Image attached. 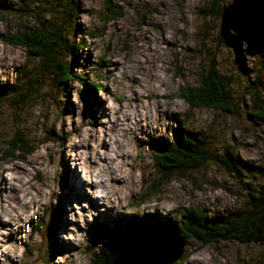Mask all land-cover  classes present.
<instances>
[{
	"label": "rangeland",
	"instance_id": "obj_1",
	"mask_svg": "<svg viewBox=\"0 0 264 264\" xmlns=\"http://www.w3.org/2000/svg\"><path fill=\"white\" fill-rule=\"evenodd\" d=\"M55 1L0 0V172L5 174L0 183L9 171L30 176V169L39 183L37 169L43 167L47 179L59 187V192H50L47 205L36 199L31 207L24 206L23 214L32 212L28 220L17 216L20 223L6 243L23 252L16 260L9 258L10 264H92V227L100 223L122 244L152 235L160 223H172L179 206L203 209L211 220L246 207L252 190L264 183V120L251 110L256 97L264 96V0H217L216 5L214 0H111L121 8L117 18L104 14L105 0H79L71 34L82 43L74 55V70L85 73L99 89L78 81L57 86L51 78L39 83L38 59L3 39L2 34L36 24V14L49 11ZM234 2L247 21L233 35L248 75L239 72L232 49L218 38L221 15L216 6ZM211 60L232 77L230 89L239 105L235 114L192 108L177 95L180 88L199 82V73ZM31 83L34 91L21 100L18 92ZM178 127L196 135L214 154L227 155L236 172L209 160L169 181L158 179L154 157ZM18 130L30 142L31 153L22 160L4 157L8 140ZM6 158L12 169L2 166ZM84 169L89 176H107V183L85 180ZM157 184L154 193L151 188ZM47 186L30 183L37 197ZM97 189H107L112 203L92 197ZM2 204L0 196V212ZM81 218L84 228L77 222ZM5 226L12 227L0 224ZM58 233L72 239H60ZM197 242L182 240L183 252L174 262L264 264V240Z\"/></svg>",
	"mask_w": 264,
	"mask_h": 264
},
{
	"label": "trees",
	"instance_id": "obj_2",
	"mask_svg": "<svg viewBox=\"0 0 264 264\" xmlns=\"http://www.w3.org/2000/svg\"><path fill=\"white\" fill-rule=\"evenodd\" d=\"M214 1L216 5L217 0ZM216 7V14L220 16L223 7L221 5ZM79 9V0H56L49 11L44 8L46 10L44 14H36L38 18L36 24L25 25L14 33L2 34L3 39L21 45L28 54L38 59L36 76L39 79L36 80L39 83L43 78H51L57 86L68 87L69 82L78 81L92 89H99L97 83L89 82L85 73H76L74 70V55L82 41L72 36L71 31L75 29ZM104 14L107 17L117 18L121 15V8L112 4L111 0H105ZM218 38L220 40V35ZM231 84L232 77L221 73L217 64L211 60L199 73V82L180 88L177 95L192 108L208 107L235 114L238 112L239 105L232 97ZM31 91H34L32 83L23 92H18L21 100L28 99ZM251 110L259 119L264 120V96L256 97ZM31 151L30 142L25 134L18 130L8 140L3 155L22 160ZM209 160L218 161L230 172H236V168H233L227 155L214 154L200 138L184 127H178L173 131L170 140L160 143L154 157V165L159 173L158 179L166 182L175 175H182L202 167ZM151 189L154 193L157 192L158 184ZM176 213L175 221L160 223L152 235L173 237L180 242L186 238L193 239L200 244L218 241H237L246 244L262 242L264 240V183L259 189L252 190L246 207L228 214L221 220H211L205 210L193 206H179ZM131 229L129 228L130 232H132ZM92 232V240L95 244L88 250L92 255V264H111L123 243L116 241L115 243L112 229L103 223L93 226ZM134 233L138 234V231L134 229ZM135 238L136 236L131 239ZM188 256L189 253L186 254V257Z\"/></svg>",
	"mask_w": 264,
	"mask_h": 264
},
{
	"label": "clouds",
	"instance_id": "obj_3",
	"mask_svg": "<svg viewBox=\"0 0 264 264\" xmlns=\"http://www.w3.org/2000/svg\"><path fill=\"white\" fill-rule=\"evenodd\" d=\"M130 95L131 93H129V96ZM131 115L135 116V113L132 112ZM113 148H115V145H113ZM94 158L95 157H93V159ZM31 160V156L27 157L28 162H31ZM2 166L4 168L12 169L13 163L10 159L6 158ZM29 171L31 172L30 176H25L18 170L9 171L8 173H6V179L3 180L2 183H0V188L6 189V191L0 192V196L3 197V211L0 212V224H4V222H7L9 225H12L11 228L7 226L0 227V245H2L0 246V264H10L9 258H11L12 260H16L19 255L23 252V249H20L19 252H17L13 245L6 243V240L9 235L15 230V226L20 223V221L17 219V216L23 214L24 206L27 205L31 207L32 201L36 199H39L41 203L47 205L50 199V192H59L58 185L51 183V181L48 180L45 175V169L43 167H40L37 169V171L41 173L39 183H46L48 186L43 188L42 196L37 197V193L35 191H32L30 187V183L37 184V186H39V183L33 179L36 173L32 169H30ZM0 175L5 174L0 172ZM83 178L85 180H92L94 182L99 179H103L105 183H107L108 181L107 176L97 177L95 173L89 176L88 169H84ZM108 195L109 193L107 189H97L91 193V196L97 199L107 197ZM51 203L52 205H55L56 200L54 197H51ZM31 215V211L27 212V214H23L24 220H28ZM94 216L95 212H93L90 216L87 217L89 223L91 222ZM68 218L72 219L71 214H69ZM77 222L80 224L81 228L85 227V222L83 218L79 219ZM58 237L60 239H72V237H65L62 233H58ZM4 253H6L7 256L3 255ZM63 259L64 257H60L61 261ZM75 264H81V262L77 260Z\"/></svg>",
	"mask_w": 264,
	"mask_h": 264
},
{
	"label": "water",
	"instance_id": "obj_4",
	"mask_svg": "<svg viewBox=\"0 0 264 264\" xmlns=\"http://www.w3.org/2000/svg\"><path fill=\"white\" fill-rule=\"evenodd\" d=\"M245 26L246 20L238 2L229 3L223 8L219 35L225 46L232 49L237 69L242 75H248L249 71L243 63L240 43L233 32L236 29L241 30ZM182 252V243L173 237L163 235L139 236L124 242L111 264H126L127 262H129L128 264H170Z\"/></svg>",
	"mask_w": 264,
	"mask_h": 264
},
{
	"label": "bare ground",
	"instance_id": "obj_5",
	"mask_svg": "<svg viewBox=\"0 0 264 264\" xmlns=\"http://www.w3.org/2000/svg\"><path fill=\"white\" fill-rule=\"evenodd\" d=\"M90 185L93 186V187H95V185H94L93 182H90ZM104 199H105V200L107 199L109 203H112V201H111V197H110V196H108L107 198L104 197Z\"/></svg>",
	"mask_w": 264,
	"mask_h": 264
}]
</instances>
